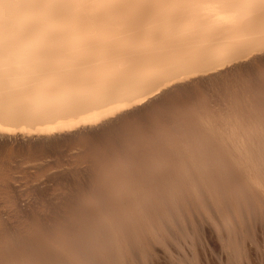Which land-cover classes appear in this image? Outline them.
Returning <instances> with one entry per match:
<instances>
[{"label":"bare ground","instance_id":"6f19581e","mask_svg":"<svg viewBox=\"0 0 264 264\" xmlns=\"http://www.w3.org/2000/svg\"><path fill=\"white\" fill-rule=\"evenodd\" d=\"M225 7L0 0V264H198L210 228L245 257L264 5Z\"/></svg>","mask_w":264,"mask_h":264},{"label":"rangeland","instance_id":"374dc122","mask_svg":"<svg viewBox=\"0 0 264 264\" xmlns=\"http://www.w3.org/2000/svg\"><path fill=\"white\" fill-rule=\"evenodd\" d=\"M210 229H207L206 230L207 232L205 231V236L202 240V243L200 247L197 249L199 252L198 264H244V262L245 264H262V263L264 264V225L258 224V223L257 225H255L254 233H255V236H258V237L253 238V240H247L248 242L247 241L245 242L244 244L245 245L244 248L246 250V251L244 250L245 257L238 258L237 259L238 261H236L235 259L231 257L230 253L227 252L226 248L223 246L224 243L219 238L217 233L214 232L212 229L210 231ZM209 236H210V239H209ZM204 250H206L207 252ZM158 252H159L158 255L152 256L153 259H151V262H150L151 264H157V263L159 264H169V263L179 264V263L169 262L170 259L168 257H166L160 251ZM205 252L207 255L205 254ZM246 253L248 254L247 257H246L247 255ZM202 258H204L205 260ZM155 260L157 261L155 262ZM200 260H203V261H200ZM150 263H147V264H150Z\"/></svg>","mask_w":264,"mask_h":264},{"label":"snow or ice","instance_id":"6c2138e0","mask_svg":"<svg viewBox=\"0 0 264 264\" xmlns=\"http://www.w3.org/2000/svg\"><path fill=\"white\" fill-rule=\"evenodd\" d=\"M16 2L21 4H37V3H61V2H67V0H16ZM81 2H86V0H81ZM134 2H164V0H134ZM182 2L216 5V6H220L221 11L227 10L225 6L240 4V3L264 5V0H182ZM2 37H3V22L0 21V62H2Z\"/></svg>","mask_w":264,"mask_h":264},{"label":"clouds","instance_id":"9594fccd","mask_svg":"<svg viewBox=\"0 0 264 264\" xmlns=\"http://www.w3.org/2000/svg\"><path fill=\"white\" fill-rule=\"evenodd\" d=\"M10 264H12V259H10Z\"/></svg>","mask_w":264,"mask_h":264}]
</instances>
